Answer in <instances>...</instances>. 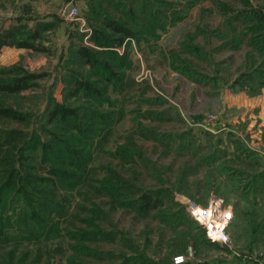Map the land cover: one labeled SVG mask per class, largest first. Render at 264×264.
<instances>
[{
    "label": "rangeland",
    "instance_id": "rangeland-1",
    "mask_svg": "<svg viewBox=\"0 0 264 264\" xmlns=\"http://www.w3.org/2000/svg\"><path fill=\"white\" fill-rule=\"evenodd\" d=\"M36 1L0 0V77L36 78L0 93L18 115L0 117V264H173L189 249L188 264H264V129L238 105L264 91V0H55L45 18ZM209 114V130L188 123ZM187 201L219 206L227 245Z\"/></svg>",
    "mask_w": 264,
    "mask_h": 264
},
{
    "label": "trees",
    "instance_id": "trees-1",
    "mask_svg": "<svg viewBox=\"0 0 264 264\" xmlns=\"http://www.w3.org/2000/svg\"><path fill=\"white\" fill-rule=\"evenodd\" d=\"M107 28H109L110 30H112V32L118 34V35H124L126 37H130V32L128 30H126L125 28H123L122 26L118 25L117 22H112V21H105L104 24ZM37 34H33V36H31V40H35ZM13 38V30L7 31L3 34V36L0 37V49L4 46H9L10 44V40ZM263 40V45H264V36L262 37ZM108 46H106L107 50L112 51L109 53L115 54L113 51V48L117 47V46H121L122 44V38H115V39H110V40H106L105 42ZM20 48H27V49H31L33 51L39 52L41 50V48L35 46L33 43H28V42H20L19 44H17ZM102 46V45H100ZM103 47V46H102ZM81 57L82 59L85 61V63L96 69L100 74L102 72H106L107 68L105 67V65L100 64L98 62V60H96L95 58H93L90 55V52H88L87 50H82L81 52ZM3 75V72L0 71V76ZM111 75V74H110ZM109 75V76H110ZM36 78L34 75H25V76H21V77H17V78H13L10 80H3L0 77V93H6V94H15V93H19L25 89H27L29 87L28 83L31 81H34ZM109 79V78H107ZM110 80V79H109ZM88 84L87 83H78L77 87L79 88L78 90H91V88H87ZM74 113L73 110H68L65 109L63 107L60 106H56L52 112L53 118H55L56 116H59L62 119L68 118L70 116H72ZM0 117L2 118H7V119H17L18 115H16L12 110L10 109H0ZM34 147V146H33ZM31 147V148H33ZM12 179V178H11ZM140 205L143 208V210H147V209H154L156 207H158L160 205V202L156 199H154L153 196L150 195H142L141 201H140Z\"/></svg>",
    "mask_w": 264,
    "mask_h": 264
},
{
    "label": "built area",
    "instance_id": "built-area-1",
    "mask_svg": "<svg viewBox=\"0 0 264 264\" xmlns=\"http://www.w3.org/2000/svg\"><path fill=\"white\" fill-rule=\"evenodd\" d=\"M58 15L64 21L77 20L80 16L79 10L75 6L64 5L58 10ZM215 116L209 114L203 117V121H197L196 123L192 120L188 122L192 127H199L200 129L209 130L215 121ZM187 211L195 222L204 230L209 241L213 243H220L227 245L229 238L225 233V226L227 224V217L218 212V205H209V207H199L193 202H185ZM193 258V250L189 249L187 253L183 255H177L173 258V264H188Z\"/></svg>",
    "mask_w": 264,
    "mask_h": 264
},
{
    "label": "crops",
    "instance_id": "crops-1",
    "mask_svg": "<svg viewBox=\"0 0 264 264\" xmlns=\"http://www.w3.org/2000/svg\"><path fill=\"white\" fill-rule=\"evenodd\" d=\"M75 1V0H74ZM80 1V0H77ZM38 3V6L36 9L38 10V13L40 14V18H45L47 15L52 16L55 11V0H38L36 1ZM56 15V14H55ZM31 16H29L27 19H30ZM238 99V98H237ZM240 102L243 104H238L239 106L247 107L248 109H254V113L258 115V121L259 124L264 129V91L256 97H246L240 98ZM253 112V111H252ZM253 117H255L254 114H252Z\"/></svg>",
    "mask_w": 264,
    "mask_h": 264
}]
</instances>
